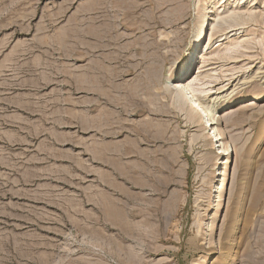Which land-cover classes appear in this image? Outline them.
I'll list each match as a JSON object with an SVG mask.
<instances>
[{"label":"rangeland","instance_id":"obj_1","mask_svg":"<svg viewBox=\"0 0 264 264\" xmlns=\"http://www.w3.org/2000/svg\"><path fill=\"white\" fill-rule=\"evenodd\" d=\"M224 1L0 0V264H264V0ZM212 34L193 88L229 103L216 131L165 85ZM115 109L127 132L84 130ZM137 133L158 136L127 194L84 144Z\"/></svg>","mask_w":264,"mask_h":264},{"label":"bare ground","instance_id":"obj_2","mask_svg":"<svg viewBox=\"0 0 264 264\" xmlns=\"http://www.w3.org/2000/svg\"><path fill=\"white\" fill-rule=\"evenodd\" d=\"M227 2H228V0H225L222 5L227 4ZM240 4H242L241 0L238 2V6ZM222 5L220 6V8L222 7ZM238 6H237V8H238ZM223 15H225V13H223ZM223 15L221 16V18H219V20L217 18L220 16H216V18H214L212 20V22L214 23L212 25L213 26L212 29L217 30V29L223 27V25H228L229 29L230 28H237V27L241 26L240 28L233 29L230 31V32H233L235 30L242 29V25H244L245 19H252L253 18V17L246 18L244 15H241L238 12H233V13L228 14L226 16H223ZM215 24H217V25H215ZM229 33H226V35ZM213 37H214V34H212L210 36V39L208 42L206 41L202 45L201 50L199 51L200 55L198 56V54H197L198 60L200 58V59H202L201 60L202 63H204L203 64L204 66H202L200 68L199 74L194 73V74L190 75L191 74L190 72H192L193 67L195 66V63H196V59H193V57L192 58L190 57V59L187 62V65L185 64L186 62L184 63V65H186V66H185V69L183 70L182 74H179L175 77H172V79L170 78L165 82L166 89H167V91L170 92V94L172 96L173 104L181 110H183L184 108L190 107L192 109L194 117L198 118V122L200 120H202L203 118L206 119L205 124L210 125V131L211 130L216 131L218 126L223 122L221 115H219L218 113L220 111L224 112V110H226V108L228 107L229 103L221 105L220 110H218V111H217V109L213 110L212 108L214 106H212V108L207 107L206 105H204L201 102V95L200 94L202 91L199 94V92L196 89V92H195V88H193V85L195 86L196 85L195 82H197V81L200 82L202 80L201 78L203 77V73L205 72L204 68H206L207 66L210 65V64H206L205 60H207L210 55H213L214 51H212V47H211V41L213 40ZM224 40H226V38ZM201 52H203V54H201ZM191 56H193V54ZM185 74H188V75L185 76ZM182 76H183L182 79L184 81L180 78ZM181 80L183 81V83H181ZM204 84H206V83H204ZM204 84H202V85H204ZM222 84H223V82L218 83L217 85L220 86ZM239 89H240V87L235 89L233 91V93L235 91H238ZM205 94H206V91H205L204 95ZM258 96L259 95H256L255 98H258ZM219 99H220L219 97L215 98L213 104L214 103L216 104L217 100H219ZM239 100L241 102H243V99L241 98V96L235 95L233 97L234 102L239 101ZM253 100H255V99H253ZM254 104L255 103H250L249 106H252ZM105 112L108 113V117L106 116V117L101 118V116H97L94 119L90 120V121H92L91 124L87 121L86 126L84 127V130H86L88 132H93L96 134V136L97 135L101 136V137L105 136L106 139H108V138L115 139L118 137V135H121V133L125 131V128L127 126L125 123H123V120L121 118L122 116H124V114L119 113L120 110L118 111L117 109L112 110L110 112H108V111H105ZM138 112H139V110H138ZM116 118L118 119V121L116 123H112V120L116 119ZM151 124L152 123L150 122L148 125L150 126ZM142 131H143V133H145V132L147 133V129H143ZM125 132H127V131H125ZM140 133H137L136 139H129L128 138L122 142L104 143L103 139L97 140V141L95 139H93L94 143L89 145V143L85 141L86 143L84 144V150L87 154H89V156H91V158L94 160V161L92 160L93 162L101 165L102 167L114 168L115 169V178L114 179L116 182L118 180H123L124 182H126V181H129V180L134 178L133 174L135 173V169L137 166L145 164V162L143 161V158L146 156L147 151L142 149L143 142H153L152 140L157 138V136H158V135L157 136H154V135L153 136L152 135L147 136V134H140ZM219 134L221 137L220 138L218 137L219 139H217V140H222L223 139L222 132ZM230 149H231V145H229V143L225 142L223 145V151H224L223 155L228 156V151ZM231 152H232V150H231ZM148 157H150V156H148ZM148 166H149V164H148ZM115 186L121 192L127 193V191H125V189H123L124 187H122L121 183L117 182V183H115ZM127 196H129V199L132 198L131 195H127ZM126 200H127V203L126 202L123 203L122 200H118L115 203L116 209H115L114 214H115V217L117 218V224L120 225L122 230L130 231L131 229L128 228V227H130V223L128 221V215L130 218V216L132 217L133 214H131L132 212H129L130 209L127 208L128 204H129V200L128 199H126ZM132 202H134V201H132ZM138 205L139 204H137V206ZM125 240H127V238ZM138 253L140 254V251ZM142 255H144V254H142Z\"/></svg>","mask_w":264,"mask_h":264}]
</instances>
